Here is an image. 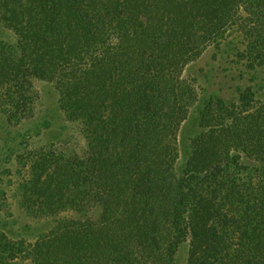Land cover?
I'll list each match as a JSON object with an SVG mask.
<instances>
[{
    "label": "trees",
    "instance_id": "1",
    "mask_svg": "<svg viewBox=\"0 0 264 264\" xmlns=\"http://www.w3.org/2000/svg\"><path fill=\"white\" fill-rule=\"evenodd\" d=\"M0 22L16 38L0 50L6 120L30 113L39 78L87 139L61 184L31 187L23 205L54 213L63 203L46 201L64 184L102 209L100 228L58 224L28 252L34 264H175L186 241V264H264V105L201 115L209 131L175 173L196 100L182 67L232 28L264 65V0H0Z\"/></svg>",
    "mask_w": 264,
    "mask_h": 264
},
{
    "label": "rangeland",
    "instance_id": "2",
    "mask_svg": "<svg viewBox=\"0 0 264 264\" xmlns=\"http://www.w3.org/2000/svg\"><path fill=\"white\" fill-rule=\"evenodd\" d=\"M15 41L13 33L0 22V50ZM246 47L242 34L232 28L221 41L182 67L181 79L190 85L196 100L177 132V175L183 174L194 141L209 131L201 123V115H213L218 104L248 112L264 105V65L252 66ZM29 90L31 111L26 118L11 124L0 111V264H34L28 252L40 239L55 232L58 224L75 222L86 229L92 223L99 227L102 215L99 205L85 204V186L76 190L62 184V195L49 196L46 201L48 206L63 203L52 214L23 205L22 196L33 186L37 193L47 184V189L39 191L47 195L53 192L52 184L63 181L87 149L82 127L62 109L55 84L34 78ZM243 162L251 163L246 159ZM72 199L84 205L77 202L71 207L67 202ZM187 249V241L179 245L175 264H186ZM97 251L101 253L100 248Z\"/></svg>",
    "mask_w": 264,
    "mask_h": 264
}]
</instances>
